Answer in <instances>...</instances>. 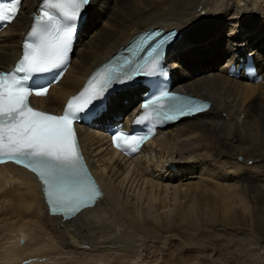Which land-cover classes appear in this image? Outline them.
<instances>
[{"label": "bare ground", "instance_id": "obj_1", "mask_svg": "<svg viewBox=\"0 0 264 264\" xmlns=\"http://www.w3.org/2000/svg\"><path fill=\"white\" fill-rule=\"evenodd\" d=\"M22 2L0 32V69L20 57L41 0ZM87 14L70 68L34 99L39 107L61 112L93 68L158 26L182 33L167 55L174 89L212 106L162 129L132 158L101 127L79 125L104 197L70 220L49 214L35 174L0 165V264H264V0H91ZM247 50L258 65L253 82L228 75ZM146 91H117L95 123L133 115ZM131 172L140 188L132 196Z\"/></svg>", "mask_w": 264, "mask_h": 264}, {"label": "snow or ice", "instance_id": "obj_2", "mask_svg": "<svg viewBox=\"0 0 264 264\" xmlns=\"http://www.w3.org/2000/svg\"><path fill=\"white\" fill-rule=\"evenodd\" d=\"M88 3L89 0H42L41 11L34 17L20 59L11 71H0V163L10 160L35 173L44 186L51 211H60L66 217L90 206L100 195L94 181L86 174L74 122L113 82L123 80L114 75L117 69L104 68L82 91L68 99L61 115L30 105L31 96H45L48 88L30 85L29 81L66 63L75 21ZM18 6L19 0L0 5V21L13 20ZM174 35L168 33L161 37L157 32L143 38L141 44L145 46H138V51L144 53L143 67L148 74L159 71L161 48ZM183 100L187 102L175 103ZM206 107V104L163 92L142 105L145 114L136 122L153 118L176 120ZM144 139L146 137L119 130L113 135L115 146L130 152L138 151Z\"/></svg>", "mask_w": 264, "mask_h": 264}, {"label": "rangeland", "instance_id": "obj_3", "mask_svg": "<svg viewBox=\"0 0 264 264\" xmlns=\"http://www.w3.org/2000/svg\"><path fill=\"white\" fill-rule=\"evenodd\" d=\"M234 22V19L232 20V22H230V23H233ZM236 25V24H235ZM186 36H187V34H186ZM182 42H183V40H182ZM180 44V43H179ZM178 44V45H179ZM239 51V53H240V49L238 50ZM248 52H249V50H247ZM246 54V53H245ZM256 58V57H255ZM222 62V61H221ZM223 63V62H222ZM202 63H200V65H201ZM238 159H240V160H242L241 158H238ZM171 163V162H170ZM174 163V162H173ZM174 165H175V163H174ZM166 166H167V163H166ZM170 167V166H169ZM168 168V167H167ZM175 170H177V167H176V165H175V168H174ZM177 173H179V172H177ZM133 173L131 172V173H129L128 174V176H127V178H126V182H125V186H129L130 184H132V185H134V186H132V192H129V193H131L130 195L132 196V194L133 193H136V190H138L139 191V186H137L136 184V181L134 182V175H132ZM123 177V176H122ZM120 178H121V176H120ZM189 179H191V180H193L194 178H189ZM129 180V181H128ZM128 181V182H127ZM131 181V182H130ZM136 186V187H135ZM137 191V192H138ZM263 251H264V249H262ZM194 256H196V254L195 253H192ZM75 255H77V256H75ZM74 258V257H78L79 255L78 254H72L71 255V253L68 255V253L66 254V253H60L59 255H58V253H56V254H54L53 255V258H55V260H60V261H63L64 259L66 260V259H69V258H72V257ZM84 256H86V254H84ZM53 258L51 259V260H53ZM195 262H197L198 263V260H196Z\"/></svg>", "mask_w": 264, "mask_h": 264}, {"label": "water", "instance_id": "obj_4", "mask_svg": "<svg viewBox=\"0 0 264 264\" xmlns=\"http://www.w3.org/2000/svg\"><path fill=\"white\" fill-rule=\"evenodd\" d=\"M22 241H23V239H22Z\"/></svg>", "mask_w": 264, "mask_h": 264}]
</instances>
